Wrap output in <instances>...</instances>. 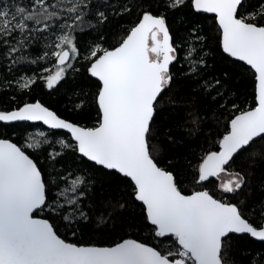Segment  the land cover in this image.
<instances>
[{
	"label": "trees",
	"instance_id": "16d2710c",
	"mask_svg": "<svg viewBox=\"0 0 264 264\" xmlns=\"http://www.w3.org/2000/svg\"><path fill=\"white\" fill-rule=\"evenodd\" d=\"M146 14L166 20L176 49L169 81L154 106L149 154L173 173L183 193L205 190L238 206L244 218L260 227L264 136L226 166L224 172L243 178L236 190L221 189L219 177L198 182L200 163L218 150L231 119L256 105V75L225 54L216 17L197 12L192 0H0V111L38 101L73 123L98 126L100 81L89 67ZM238 17L264 26V0H244ZM64 49L70 52L64 74L50 85L48 76ZM0 138L15 142L37 164L46 202L35 215L48 219L65 241L112 246L134 239L170 260L180 257L176 237H160L149 223L132 181L80 155L67 132L41 123L0 121ZM220 256L226 264H264V242L230 234Z\"/></svg>",
	"mask_w": 264,
	"mask_h": 264
},
{
	"label": "water",
	"instance_id": "95a60500",
	"mask_svg": "<svg viewBox=\"0 0 264 264\" xmlns=\"http://www.w3.org/2000/svg\"><path fill=\"white\" fill-rule=\"evenodd\" d=\"M243 2L192 0L197 12L216 17L225 54L256 75V105L231 119L218 150L207 153L200 163L199 183L218 178L236 154L264 136V26L238 17ZM155 30L161 40L159 57L152 59L150 37ZM175 56L166 20L146 14L119 45L104 51L89 67V74L100 81L98 126L73 123L38 101L0 111V121L41 123L67 132L80 155L132 181L135 198L144 205L157 235L175 236L194 264H226L220 256L223 240L230 234H248L264 242V222L254 226L238 206L205 190L183 193L173 173L149 154L154 106L169 81ZM69 57L64 49L56 64L65 65ZM45 202L46 187L35 161L15 142L0 138V264H184L134 239L112 246L67 242L48 219L35 215Z\"/></svg>",
	"mask_w": 264,
	"mask_h": 264
},
{
	"label": "rangeland",
	"instance_id": "374dc122",
	"mask_svg": "<svg viewBox=\"0 0 264 264\" xmlns=\"http://www.w3.org/2000/svg\"><path fill=\"white\" fill-rule=\"evenodd\" d=\"M161 35L155 30L150 37V55L152 59H156L159 57V46H160ZM59 54V52H58ZM66 65V64H65ZM65 66L57 65L56 68L52 70L49 78V84L54 85L64 74ZM219 187L226 191H234L236 190L243 178L236 172L226 171L222 172L219 175Z\"/></svg>",
	"mask_w": 264,
	"mask_h": 264
},
{
	"label": "built area",
	"instance_id": "2783aa9c",
	"mask_svg": "<svg viewBox=\"0 0 264 264\" xmlns=\"http://www.w3.org/2000/svg\"><path fill=\"white\" fill-rule=\"evenodd\" d=\"M181 255L178 259L176 260H179L180 262L184 263V264H193V260L189 254V252L183 248H181Z\"/></svg>",
	"mask_w": 264,
	"mask_h": 264
},
{
	"label": "bare ground",
	"instance_id": "6f19581e",
	"mask_svg": "<svg viewBox=\"0 0 264 264\" xmlns=\"http://www.w3.org/2000/svg\"><path fill=\"white\" fill-rule=\"evenodd\" d=\"M146 13V12H145Z\"/></svg>",
	"mask_w": 264,
	"mask_h": 264
}]
</instances>
